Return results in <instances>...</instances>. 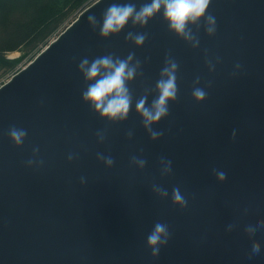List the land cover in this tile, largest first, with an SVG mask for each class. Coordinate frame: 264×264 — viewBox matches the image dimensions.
Listing matches in <instances>:
<instances>
[{"label": "water", "instance_id": "1", "mask_svg": "<svg viewBox=\"0 0 264 264\" xmlns=\"http://www.w3.org/2000/svg\"><path fill=\"white\" fill-rule=\"evenodd\" d=\"M112 2L81 9L0 85V264H264V0H211L215 32L204 17L188 25L196 46L159 12L101 35ZM129 32L146 39L137 45ZM106 54L140 61L123 120L82 96L80 60ZM168 58L177 95L152 123L154 138L136 103L158 96ZM13 127L25 131L20 144ZM156 223L168 235L153 254Z\"/></svg>", "mask_w": 264, "mask_h": 264}, {"label": "clouds", "instance_id": "2", "mask_svg": "<svg viewBox=\"0 0 264 264\" xmlns=\"http://www.w3.org/2000/svg\"><path fill=\"white\" fill-rule=\"evenodd\" d=\"M211 0H144L139 6L133 0H114L104 10L103 19L100 23V34L108 36L109 34L119 32L131 20L133 24L141 26L147 24L158 12L167 21L168 28L177 35L192 42L196 46L199 41L188 28L190 23L197 22L201 17L206 20V31L213 33L216 30V18L210 12H207ZM88 20L95 25L96 17L94 14L88 16ZM135 44L140 45L146 39V33L127 34ZM132 54L126 58L114 57L112 54H106L96 57L91 61L84 57L80 60L78 68L84 78L90 83L83 91L82 96L89 101L91 106L103 117L112 120H123L126 118L131 105V93L127 82L135 77L140 61L132 63ZM177 62L173 58L165 61L164 67L160 70V78L156 81L158 96L150 105H146L147 97H141L137 103V111L143 117V123L150 131L152 137H158L161 132L153 130L151 125L165 116L169 111V100L175 99L177 95L176 69ZM206 92L203 88L193 89V96L199 100L204 98ZM9 135L17 144L23 142L25 131L15 127L9 130ZM106 164H111L112 157H102ZM137 162L142 166L145 161L138 159ZM171 162L165 165V171L169 170ZM218 178L223 179L225 173L219 171ZM162 194L166 190L159 189ZM173 199L181 204L186 203L184 196L179 189L173 190ZM254 219V218H250ZM168 235L167 226L162 223H156L153 231L148 236V244L152 247L153 254L159 252V246L166 242ZM261 245L258 241L252 244V250L259 252Z\"/></svg>", "mask_w": 264, "mask_h": 264}, {"label": "trees", "instance_id": "3", "mask_svg": "<svg viewBox=\"0 0 264 264\" xmlns=\"http://www.w3.org/2000/svg\"><path fill=\"white\" fill-rule=\"evenodd\" d=\"M91 0H0V76L30 60ZM19 51L17 57L8 53Z\"/></svg>", "mask_w": 264, "mask_h": 264}, {"label": "rangeland", "instance_id": "4", "mask_svg": "<svg viewBox=\"0 0 264 264\" xmlns=\"http://www.w3.org/2000/svg\"><path fill=\"white\" fill-rule=\"evenodd\" d=\"M74 16H75V14H74L73 16H71L70 19L74 18ZM19 55H20V52H19V51H15V52H10V53H8V57H10V58H12V57H17V56H19ZM28 61H29V60H26L25 58L22 59L21 62L18 63L16 69H17V68H20V67H22V66H24ZM10 74H11V73H10ZM10 74L7 72L6 74L1 75V76H0V83L3 82L5 79H7V78L10 76Z\"/></svg>", "mask_w": 264, "mask_h": 264}]
</instances>
